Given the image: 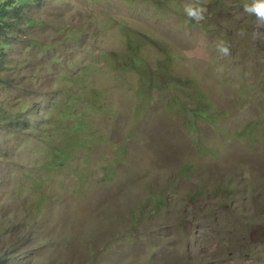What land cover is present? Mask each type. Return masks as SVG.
Segmentation results:
<instances>
[{
    "label": "rangeland",
    "instance_id": "rangeland-1",
    "mask_svg": "<svg viewBox=\"0 0 264 264\" xmlns=\"http://www.w3.org/2000/svg\"><path fill=\"white\" fill-rule=\"evenodd\" d=\"M187 2L33 0L4 26L9 264H264V26L243 0H194L200 21Z\"/></svg>",
    "mask_w": 264,
    "mask_h": 264
},
{
    "label": "trees",
    "instance_id": "trees-1",
    "mask_svg": "<svg viewBox=\"0 0 264 264\" xmlns=\"http://www.w3.org/2000/svg\"><path fill=\"white\" fill-rule=\"evenodd\" d=\"M32 1L33 0H0V38L1 37H5V34L2 31L4 26L11 27V26H14L16 24V22H19V21H23V22H25V24L28 22L25 19H21L23 17V15H22V7L21 6H24V5H21V4H28L29 2H32ZM31 22H29L30 25L32 24ZM26 29H27V27L25 26V30ZM24 34L26 35V31H24ZM24 44H25V42H24ZM0 46H3V45L0 43ZM29 49H31V48H29ZM4 56L5 55L0 52V73H1L2 66H3V64L5 62V57ZM138 63H139V61H138ZM141 66L142 67L145 66L143 62L141 63ZM169 83H172V82H169ZM25 111H26V109L19 110V112H21V113H23ZM4 112L5 111H1L0 112V117H2L4 115L3 114ZM5 117H7L8 122H17L18 121V117L11 110H10V112H9V114L7 116L5 115ZM71 138L73 140V137H71ZM48 139H50L49 148H50L51 153L54 150H58L59 152H61L63 154H67L64 151H68V153H69L70 148H71V146L73 144L70 141H68V137L62 138L58 145H56L57 143L55 142V140L53 138L51 139V138L48 137ZM63 140L67 141L68 144L67 145H63ZM64 165H65V163H63L61 165H56V168H59L58 171H61L63 169ZM36 168L38 169L37 171H42V172H46V171L51 172L54 169V168H52L50 166H44V165H39ZM37 184L42 186V187H38ZM31 189L33 191H35V192H38V193L41 192V189H42L41 194H43L44 190L46 189V183L43 180L42 181L38 180L35 183V185H33V184L31 185ZM0 264H9L8 255L0 256Z\"/></svg>",
    "mask_w": 264,
    "mask_h": 264
},
{
    "label": "clouds",
    "instance_id": "clouds-1",
    "mask_svg": "<svg viewBox=\"0 0 264 264\" xmlns=\"http://www.w3.org/2000/svg\"><path fill=\"white\" fill-rule=\"evenodd\" d=\"M243 11L252 14L257 26H264V0H243ZM205 7L194 0H189L183 6V12L186 17L191 18L194 21H200L204 19ZM253 35H258L254 32ZM215 48L218 52L227 55L229 53V46L223 39H218L215 43Z\"/></svg>",
    "mask_w": 264,
    "mask_h": 264
}]
</instances>
